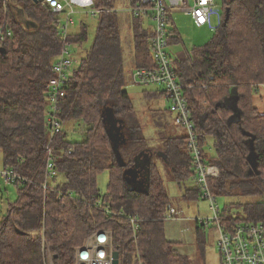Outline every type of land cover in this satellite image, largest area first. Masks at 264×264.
Masks as SVG:
<instances>
[{
	"label": "trees",
	"instance_id": "obj_1",
	"mask_svg": "<svg viewBox=\"0 0 264 264\" xmlns=\"http://www.w3.org/2000/svg\"><path fill=\"white\" fill-rule=\"evenodd\" d=\"M116 0H90L91 9H114ZM84 4L86 0H78ZM131 6L139 0H129ZM11 5L20 8L36 28L17 23ZM223 22L204 47L179 55L175 71L182 85L203 158L219 169L208 181L215 197H246L242 216L219 209L226 228L264 222V112L252 99L264 88V0H223ZM229 17L224 25L225 10ZM59 16L41 1L0 0V24L8 22L11 36L0 43V151L4 169L25 179L14 183L17 197L0 219V264H74L75 250L97 230H109L112 249L119 264H190L165 237L164 215L170 205L163 180L155 171L154 156L148 170L147 193L129 191L122 172L134 157L150 148L125 91L123 57L117 16L101 12L93 41L70 78L58 114L62 125L75 122L82 139L69 141L62 130L50 139L46 123L47 82L62 48ZM137 27V26H136ZM134 28V61L138 68L153 63L144 32ZM68 40H87L84 26ZM237 89L238 122L229 123L232 111L217 107L229 89ZM123 121L124 143L119 153L125 166L116 163L102 123L104 109ZM154 121L157 141L167 156L164 162L184 198L202 195L196 184L186 136L165 133V112ZM168 122V121H165ZM212 139L214 157L204 152ZM257 157V171L249 174V144ZM122 141V140H121ZM51 146L57 176L45 175L47 147ZM156 150V149H153ZM108 173L105 192L97 187V176ZM61 177L62 180H58ZM189 180L194 187H185ZM47 183L48 189H43ZM202 189V188H201ZM100 202L101 208L96 206ZM108 206L109 213L103 208ZM121 213V216L117 214ZM127 216L139 219L133 234ZM133 235L135 236L133 238ZM204 239L198 236L201 250ZM50 254L51 261L47 258ZM220 256V255H219ZM221 259V256H220Z\"/></svg>",
	"mask_w": 264,
	"mask_h": 264
},
{
	"label": "built area",
	"instance_id": "obj_2",
	"mask_svg": "<svg viewBox=\"0 0 264 264\" xmlns=\"http://www.w3.org/2000/svg\"><path fill=\"white\" fill-rule=\"evenodd\" d=\"M50 11L59 16L57 22L62 39V48L57 60L52 66V75L47 82V112L46 123L50 129V139L62 130L64 125L59 120L60 103L66 95L70 78L75 67L73 65V49L76 44L68 40V26L73 23L75 7L72 0H39ZM111 9H93L91 15L97 16L101 12ZM135 17L147 16L150 13L153 21L152 33L148 38V48L153 67L136 68L132 72V81L143 86H156L162 89L165 99L169 102V111L173 115V122L185 130L186 144L190 152L196 184L203 189V195L209 200L213 210L211 219L201 220L202 225L215 226L217 233V250L221 256V264H264V222L238 224L231 228L222 226L219 221V209L215 206V197L209 192L207 183L219 176L216 165L208 163L202 156L198 146L196 127L191 118L186 97L182 92V85L178 80L174 60L168 54L169 45L168 26L174 12L190 16L193 24L198 28H205L214 33L223 22V8L217 0H139L131 8ZM217 19V25L212 23ZM12 34L8 22L0 24V43ZM54 156L50 145L47 147V161L45 175L47 180L57 176L54 168ZM0 177L4 183H23L25 179L11 169H2ZM47 190V183L43 184ZM96 206L102 204L98 202ZM109 213V208H103ZM121 216V213L117 214ZM176 217L175 211L168 208L163 220ZM132 226L133 234L138 229L139 219L127 216ZM135 236L133 235V238ZM112 234L109 230H97L88 236L86 244L75 250L74 264H112ZM47 258L51 261L50 254Z\"/></svg>",
	"mask_w": 264,
	"mask_h": 264
},
{
	"label": "rangeland",
	"instance_id": "obj_3",
	"mask_svg": "<svg viewBox=\"0 0 264 264\" xmlns=\"http://www.w3.org/2000/svg\"><path fill=\"white\" fill-rule=\"evenodd\" d=\"M135 1L136 0H134V2ZM127 3V0H116L115 10L119 19L124 15H127V11L125 10L127 7ZM217 3L221 8L223 0H217ZM81 11L84 12L81 14V18L88 24V37L85 42L73 49L74 67L77 66L80 59L85 55L86 51H88L89 46L93 41L95 28L97 26V18L91 16L90 13H87L89 12L87 4L84 5V10ZM78 19L79 16L74 17L76 25L78 24ZM217 22L218 21L216 18H214L212 21L214 26L217 25ZM121 30L122 53L123 50L124 54L126 53V49L129 50V52H127V58L129 60L127 58H124L123 56V61H126L124 63V69L130 72L129 69H132L131 62L133 61V63H135L134 52L132 54L133 50L131 46L132 35L129 29L127 30L126 28L124 29L122 27ZM167 30L169 39L167 52L174 61H176L179 55H181L182 53H191L204 47L213 38L212 32L208 31L205 28L196 27L193 24L190 16L184 15L179 12H174L172 14V23L167 28ZM77 31L78 28L73 26L69 27L70 33H75ZM149 88L152 89L153 87H142L135 84H128L126 86V91L130 96L129 99H131L130 101H132V105H134L133 107L136 108V111L138 113L137 121L139 122L140 127L143 129L145 137H147V140L149 142L148 145L150 146V148L162 150V145L157 141L156 134L152 133L153 129L151 128V120L153 119L154 123L155 119L159 118L157 109H163L167 107L169 108L170 104L163 98L159 100L154 99L145 101L142 97V94L144 93L145 97H150V92L145 94V90ZM257 89L259 90V93L254 96L252 101L253 105L257 107L258 112L262 113L264 112V89L261 86ZM165 121L167 120H165L164 118V122L162 123L165 125V133H167V135L170 134V131L171 134H174L176 136H181L183 135V133H185V130L182 127L171 124L170 120L168 122ZM64 128L67 131V136L70 141H78L82 139V134L77 129L78 127L77 125H75V122L66 123L64 125ZM204 152L208 159L214 157L215 153L213 149L212 139H206ZM154 162L155 171L158 175L162 176V180L164 181L165 188L168 192V196L170 199V205L168 208L171 207V209L175 211L176 216L179 217L178 221H173V219H171L170 221H164V231L166 238L176 244L177 249H179L180 253L182 252L188 257L190 264H221V259L217 250L216 230L213 228H209V226L202 225L201 223V220L211 219L214 214L209 200L206 199L203 195V189H201L200 187V192H202V195L198 198H184L183 191L179 189L176 182L168 177V168L166 167V164L158 158H154ZM2 167L3 163L0 151V170L2 169ZM58 180H62V178L58 177ZM107 183V172H103L97 176V187L100 192H105ZM194 184L195 182L193 180H189L185 183V187H194ZM15 198L16 187L13 184H5L0 177V218L5 212L7 202H13ZM254 200L255 198L253 197H217L215 200V206L218 207L220 211L224 210V208H227V213H230L233 216H242L241 205L244 203L252 202ZM195 222L197 223L198 227H200V232L197 231ZM199 235L201 236V239H204V244L202 245L201 250L198 246ZM87 238L79 247H83L86 244Z\"/></svg>",
	"mask_w": 264,
	"mask_h": 264
},
{
	"label": "water",
	"instance_id": "obj_4",
	"mask_svg": "<svg viewBox=\"0 0 264 264\" xmlns=\"http://www.w3.org/2000/svg\"><path fill=\"white\" fill-rule=\"evenodd\" d=\"M32 1L38 2L39 0ZM10 9L17 23L23 24L28 30L36 28V25L33 22L25 18V15L20 8L15 5H11ZM228 17L229 9L227 8L225 10V17L223 23L224 25L227 23ZM0 50L3 51L2 48ZM2 53H4V51ZM230 95V100L226 99L223 102H219L216 106L230 109L233 112V115L231 116L229 123H236L239 121L241 114L239 108L237 107V92L235 93V91H231ZM101 116L105 132L109 138L113 153L115 155L116 163L119 167L123 168L125 166V163L118 151L119 146L125 142L123 140L124 134L121 130L123 121L120 119H116L114 117V112L108 108L104 109ZM247 143L249 144V153L247 155V161L250 165L248 173L252 174L254 171H257V157L253 148V138L249 139ZM154 156L161 158L162 161H166L167 159L166 154L161 150L147 149L145 151L140 152L134 157V163L132 166L124 169V171L122 172V182L127 188V190L147 193L149 173L148 170L151 160ZM112 264H119L118 251L112 252Z\"/></svg>",
	"mask_w": 264,
	"mask_h": 264
},
{
	"label": "crops",
	"instance_id": "obj_5",
	"mask_svg": "<svg viewBox=\"0 0 264 264\" xmlns=\"http://www.w3.org/2000/svg\"><path fill=\"white\" fill-rule=\"evenodd\" d=\"M73 1V3H74V7H75V14L73 15V23L72 24H70L69 26H68V34H69V36H71V35H77L80 31H81V29L85 26L86 28H87V37H88V24L86 23V21L84 22V20L81 18V14L82 13H84L83 11H81V10H84V5H88V10H89V12H87V13H90L91 14V11L93 10V9H91L89 6H90V0H86V2L82 5V4H78V0H72ZM128 1V3L126 4L127 5V7H126V11H127V15H124L123 17H121L120 19L118 18V15H117V12H116V10H115V8H116V1H115V5H114V9H111L112 11H114L115 13H116V16H117V21H118V27H119V30H120V39H121V28L123 27L124 29L126 28L127 30L129 29L130 30V33H131V35H132V37H131V39H132V44H131V46H132V54H133V52H134V32H135V30H134V28L136 27L137 28V30H139V31H142V32H144L145 33V35L146 36H150L151 35V33H152V28H153V21L151 20V16H150V13L147 15V16H141V17H135V16H133L132 15V13H131V8L132 7H134V6H131L130 5V3H129V0H127ZM138 4V3H137ZM136 4V5H137ZM109 12V11H108ZM75 16H79V19H78V24L76 25V23H75V21H74V17ZM91 16H93V15H91ZM93 17H98V15L97 16H93ZM172 17V16H171ZM98 21V20H97ZM121 22H123V23H121ZM171 23H172V19H171V21H170ZM171 23H169V26H170V24ZM134 24V25H133ZM133 25V26H132ZM70 26H73V27H76V28H78V31L77 32H75V33H70L69 32V27ZM168 26V27H169ZM74 44H76V46H78V45H81V44H77V43H74ZM121 45H122V40H121ZM90 47V46H89ZM126 51V53L124 54V50H123V53H122V57L124 56V58H127L128 57V55H127V52H129V50H125ZM183 54V53H182ZM127 55V56H126ZM128 59V58H127ZM129 60V59H128ZM80 61H81V59H80ZM80 61H79V63H80ZM126 61H123V71H124V82H125V91H126V86L128 85V84H135V83H133V81H132V72H133V70L134 69H136V68H138V67H136V65H135V63H133V61L131 62V66H132V69H129L130 70V72H128V71H126L125 69H124V67H125V65H124V63H125ZM79 63L77 64V66L75 67V69L78 67V65H79ZM130 64V63H129ZM128 64V65H129ZM135 85H138V84H135ZM139 86H142V87H153L152 89L151 88H149V89H147V90H145L146 91V93L145 94H147L148 92H150V94H151V96L150 97H145L144 96V93L142 94V97H143V99L145 100V101H150V100H159V99H161V98H163V99H165V97H164V94H163V92H162V89L160 88V87H156V86H143V85H139ZM260 88V87H259ZM264 89V88H263ZM144 91V92H145ZM231 91H235V93L237 92V89H236V87L235 86H232L230 89H229V91H228V95L221 101V102H223L224 100H226V99H231L230 97H231ZM127 92V91H126ZM128 93V92H127ZM257 93H259V90H258V92ZM129 95V94H128ZM129 98H130V96H129ZM131 100V99H130ZM166 100V99H165ZM167 101V100H166ZM132 102V101H131ZM168 102V101H167ZM232 102V101H231ZM230 102V103H231ZM134 106V105H133ZM167 107V106H166ZM134 110H135V113H136V117H137V115H138V113H137V111H136V108L134 107ZM157 111H158V113L159 114H161L160 112H165L166 114V118H167V121H169L170 120V123L171 124H174V122H173V115H172V113H170V111H169V108L167 107V108H159V109H157ZM232 115H233V112H232ZM138 118V117H137ZM151 119H152V117H151ZM150 119V120H151ZM140 121V120H139ZM141 123V122H140ZM151 128L153 129V131H152V133H154V134H156V130H155V128H154V123H153V119L151 120ZM175 125V124H174ZM144 128V127H143ZM142 132H143V136L145 137V135H144V131H143V129H142ZM150 133V132H149ZM169 136H173V137H184V136H186V134L185 133H183V135H181V136H176V135H174V134H171V131H170V134H169ZM67 139H68V136H67ZM145 139L147 140V137H145ZM69 140V139H68ZM70 141V140H69ZM3 163V162H2ZM166 167L168 168V166L166 165ZM2 169H4V167H2ZM1 169V170H2ZM0 170V171H1ZM162 177V176H161ZM168 177L170 178V179H172V176H171V174H170V170H169V168H168ZM173 180V179H172ZM195 182H196V179L194 180ZM5 184H10V183H5ZM13 185H14V183H13ZM163 185H164V181H163ZM164 188H165V185H164ZM165 190H166V188H165ZM166 192H167V190H166ZM167 194H168V192H167ZM16 197H17V192H16ZM169 197V196H168ZM15 200H16V198H15ZM15 200L13 201V202H15ZM169 201H170V199H169ZM13 202H7V207H6V209H5V212L3 213V215L6 213V211H7V209H8V205L9 204H11V203H13ZM171 208V207H170ZM2 215V216H3ZM1 216V217H2ZM1 219V218H0ZM178 219H179V217H175V219H173V221H178ZM170 221V220H169ZM195 225H196V229H197V231L198 232H200V227H198V225H197V223L195 222ZM209 228H213V229H215V226L214 225H211V226H209ZM212 230V229H211ZM165 237H166V235H165ZM167 239V238H166ZM168 240V239H167ZM168 241H170V242H173V241H171V240H168ZM174 243V242H173ZM177 251H178V253H180V251H179V249H177ZM180 254H182V255H184L182 252L180 253Z\"/></svg>",
	"mask_w": 264,
	"mask_h": 264
}]
</instances>
